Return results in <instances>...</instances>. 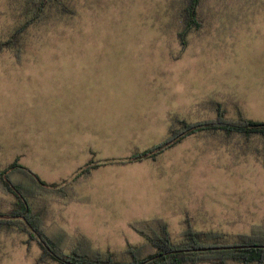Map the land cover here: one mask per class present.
<instances>
[{"label":"rangeland","instance_id":"374dc122","mask_svg":"<svg viewBox=\"0 0 264 264\" xmlns=\"http://www.w3.org/2000/svg\"><path fill=\"white\" fill-rule=\"evenodd\" d=\"M60 1L69 13L47 8L22 36L19 60L0 52V170L15 160L32 172L39 160L44 171L60 163L42 149L40 135L50 130L53 106L67 90L180 100L186 123L215 121V104L223 119L264 122V0H201L202 27L187 36L184 49L176 33L185 0ZM25 13L23 0H0V40ZM197 137L201 146L184 142L159 158L161 169H150L163 174V192L140 185L130 197L120 195L110 184L129 181V172L95 173L66 188L68 198H29L30 209L47 236L66 235L65 252L82 237L87 249L110 252L121 263L130 260L127 246L140 247V257L155 251L133 225L167 224L174 243L187 223L228 235L264 227V142L254 137L244 144L217 132ZM146 171L133 174L140 184L152 183L141 177ZM19 180L32 186L27 177ZM13 202L0 188V210L8 212ZM41 254L17 229H0V264H36Z\"/></svg>","mask_w":264,"mask_h":264},{"label":"trees","instance_id":"16d2710c","mask_svg":"<svg viewBox=\"0 0 264 264\" xmlns=\"http://www.w3.org/2000/svg\"><path fill=\"white\" fill-rule=\"evenodd\" d=\"M201 0H185L179 14L180 30L176 38L182 49L186 47L187 36L202 27L198 19L197 9ZM26 13L12 33L0 40V52L9 50L14 58H21V38L27 28L42 20L45 10L55 7L62 13L69 11L60 0H23ZM69 13V12H66ZM217 117L215 121H200L186 123L172 120L179 125V129H170L166 138L151 148L132 153L128 158L119 163L140 162L146 159H155L158 155L170 149L179 140L198 133H219L224 137L238 136L244 144L251 143L254 137L264 142V122H256L239 116L237 120L223 119L221 107L215 104ZM98 167L95 162H90L82 168L69 182L58 186L46 184L30 169L20 165L17 160L0 170V188L14 199L12 208L8 212L0 210V229H17L25 234L29 240L35 241L42 250L36 264L53 262L56 264H264V227L253 225L248 233L228 235L214 231H194L189 223L181 234V239L174 243L170 238L167 224L158 221L143 223L144 225L132 228L155 251L146 256H141V248L127 246L123 254L129 261L121 263L115 260L112 253H100L87 249L85 240L80 237L64 251L66 235L60 232L52 237L47 236L41 228V218L34 214L29 206L28 199L38 196L57 195L68 198L71 195L66 188L81 177H86ZM27 177L32 186H26L19 177ZM18 178V179H17ZM156 224V225H155ZM86 245V246H85ZM235 247L229 250H208L212 248Z\"/></svg>","mask_w":264,"mask_h":264},{"label":"crops","instance_id":"0c3cea01","mask_svg":"<svg viewBox=\"0 0 264 264\" xmlns=\"http://www.w3.org/2000/svg\"><path fill=\"white\" fill-rule=\"evenodd\" d=\"M64 92L66 98L53 106L55 111L50 130L40 135L44 144L42 149L60 161L51 168H44L45 171L40 160L36 162L34 173L46 184L58 185L64 180H70L93 161L98 167L89 175L114 171L122 176L121 173L129 172L132 178L129 181L118 177L110 184L120 195L125 192L130 197L139 191L140 185L152 192H163V174L150 172V169H161L163 164L158 163L159 158L165 157L170 151L181 149L187 141L194 147L201 146L198 142L200 136L198 138V134H193L179 140L153 160L119 163L132 153L145 151L160 143L170 129H179V125L172 120H184L181 112L186 110V105L183 103L181 106L180 100L170 98H114L85 89ZM200 121L194 118L189 123ZM36 153L37 159L41 154L39 149H36ZM29 158H34V155L31 154ZM65 169L69 171L63 173ZM140 169L149 170L142 172L141 177H150L152 183L140 184L139 175L136 176Z\"/></svg>","mask_w":264,"mask_h":264},{"label":"water","instance_id":"95a60500","mask_svg":"<svg viewBox=\"0 0 264 264\" xmlns=\"http://www.w3.org/2000/svg\"><path fill=\"white\" fill-rule=\"evenodd\" d=\"M233 248H235V247L212 248V249H208V250H212V251H214V250H219V249H222V250H229V249H233Z\"/></svg>","mask_w":264,"mask_h":264}]
</instances>
